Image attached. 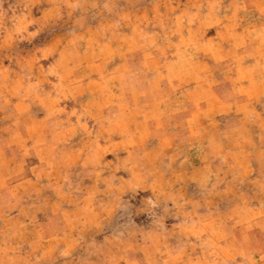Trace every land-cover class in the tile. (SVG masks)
<instances>
[{
  "label": "rangeland",
  "instance_id": "1",
  "mask_svg": "<svg viewBox=\"0 0 264 264\" xmlns=\"http://www.w3.org/2000/svg\"><path fill=\"white\" fill-rule=\"evenodd\" d=\"M0 264H264V0H0Z\"/></svg>",
  "mask_w": 264,
  "mask_h": 264
},
{
  "label": "crops",
  "instance_id": "2",
  "mask_svg": "<svg viewBox=\"0 0 264 264\" xmlns=\"http://www.w3.org/2000/svg\"><path fill=\"white\" fill-rule=\"evenodd\" d=\"M214 107H215V106H214ZM183 138H184V140H186V139H185V138H186L185 136H183Z\"/></svg>",
  "mask_w": 264,
  "mask_h": 264
}]
</instances>
